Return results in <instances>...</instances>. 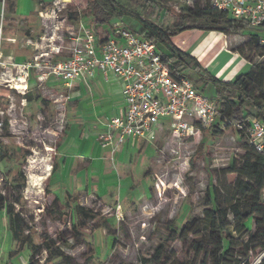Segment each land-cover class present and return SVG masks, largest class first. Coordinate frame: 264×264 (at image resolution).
<instances>
[{"label": "rangeland", "instance_id": "rangeland-1", "mask_svg": "<svg viewBox=\"0 0 264 264\" xmlns=\"http://www.w3.org/2000/svg\"><path fill=\"white\" fill-rule=\"evenodd\" d=\"M12 1L16 2L17 7L10 10ZM38 1L0 0L4 62L13 60L22 63L17 59L32 60L38 53L26 45L29 38L39 41L45 33ZM115 1L125 6L132 3L131 0ZM154 1L156 5H151L150 15L159 23L164 18L166 26H171L172 21L161 6L179 13L187 9L202 10L206 5L204 0H197L193 4L187 0ZM19 4L25 7L21 12H18ZM56 4H66L69 12H79L81 22H87V0H52V7L48 10ZM76 23L75 20L65 23L58 35L66 40V26L76 27ZM95 25L92 23L93 27ZM123 27H126L125 22L120 19H115L111 24L112 31ZM104 30V26L96 25L95 31L101 40L106 34ZM234 40L235 45L244 46L245 56L257 66L253 88L258 94H264V82L262 85L258 82V76L264 73V42L257 46L256 41L249 36ZM56 43L61 44L59 40ZM63 45L66 46L65 43ZM62 52L58 58L60 60L67 57L64 49ZM65 94L64 85L55 83L40 86L36 77L30 80L25 94L0 86V120L9 123L8 132L4 129L0 132V148H6L14 154L8 162H0V192L4 191L6 196L12 198L10 187L20 182L15 180L18 173L22 172L26 176L23 200L16 207L29 226L24 238L29 236L34 245L39 247L44 242V236L60 240L56 248L71 257L72 264H141L140 258L149 259V264H203L204 261L210 264L203 252L197 253L190 246L192 242H205L201 237L205 233L204 225L195 230L188 243H184L181 233L186 223L205 218L211 209L209 197L213 191L222 209L229 211L227 202L236 201L233 185L238 176L235 171L243 165L247 137L233 127L222 126L219 134L199 152V143L203 138L209 139L211 132H204L197 143L194 140L178 141L172 137L170 130L163 128L153 144L126 150L121 147L103 154L104 159L91 168L90 176L87 177L89 189L84 190L82 186L77 188L73 206L63 209L62 212L68 214V218H59L57 215L49 217L46 209L51 205L54 195L61 197L62 206L65 201L63 189L57 188L51 176L52 166L59 158L58 146L69 124V104L62 101ZM204 95L213 97L207 90ZM25 155L26 162L22 164ZM263 199V193L260 198H251L259 203ZM76 205L93 213L89 215L87 227L80 229L83 234L80 244L75 242L71 231V224L77 218L73 210ZM7 221L3 219L4 225L2 228L0 226V260L3 258L6 264H33L30 261L33 249H26L10 240ZM227 224L230 226V236L237 239L232 227V215L228 216ZM246 227L251 232L256 231V219L247 221ZM172 232H175L177 240L166 243ZM244 242L237 239V244ZM165 243V250L157 254L155 249ZM246 249L243 245L237 246L235 258H239L237 255L243 256ZM46 257L47 253L42 251L34 264H62L60 259L45 262ZM248 257L250 264H259L264 252H249ZM0 264L5 263L2 261Z\"/></svg>", "mask_w": 264, "mask_h": 264}, {"label": "trees", "instance_id": "trees-1", "mask_svg": "<svg viewBox=\"0 0 264 264\" xmlns=\"http://www.w3.org/2000/svg\"><path fill=\"white\" fill-rule=\"evenodd\" d=\"M196 1L193 0L192 4ZM204 1L206 5L202 10L198 8L195 11L187 9L179 13L161 6L165 10V14H169V19L172 21L171 26H166L163 23L164 18L159 23L151 17V5H156L154 0H131L132 3L127 6L119 4L115 0H87L86 5L88 16L91 19H99L101 25L110 27L115 19H120L125 22L126 29L153 42L162 55L163 61L171 66L173 72L179 77L193 81L196 89L201 93L204 94L209 85L214 87L215 94L211 98L219 102V109L209 139L203 138L199 143V152L204 150L209 140L219 134L222 126L235 128L236 125L243 124L247 120L255 119L264 122V94H258L253 88L256 65H253L249 73L239 77L234 82H223L204 71L193 58L185 55L172 44L171 40L174 36L193 29L216 31L226 35L249 36L251 40L256 41L257 46L264 42V25L259 28H251L247 23L236 21L229 14L212 8L210 0ZM38 3L41 5V11L52 7V0H39ZM14 6L15 3L10 2V10H13ZM70 13L71 20H79V12L71 11ZM100 44L98 42V45ZM262 54L264 56V46ZM258 77V82L262 85L264 73H260ZM8 129L9 123L5 121V132H8ZM237 132L243 134L242 131ZM244 150L246 154L243 158V165L235 171L238 176L233 185L236 201L227 202L229 211L218 206V200L213 191L209 197L211 209L207 212L205 218L186 223L181 233L184 243H188L189 237L195 230H199L201 225H204L205 233L201 237L205 239V242H192L190 246L197 253L203 252L206 258H209L210 264H250L249 252H264V199L261 203L251 200L253 197L260 198L262 193L264 194V156L258 154L249 143ZM13 155L8 149L3 148L2 150L0 148V162H8ZM25 162L26 155L22 159V164ZM56 167L57 163L54 162L51 176L54 174ZM231 172H234V170H231ZM15 180L20 182L15 187H10L13 191L12 198L0 194V212L5 211L13 242L19 243L26 249H33L30 256V261L33 264L35 258L42 251L47 253L45 262L51 263L55 259H60L62 264H72V258L56 248L60 240H52L44 236V242L39 247L34 245L33 239L29 236L24 238L29 226L25 224L21 214L16 211V205L23 200L26 176L19 172ZM5 188L8 189L7 184H5ZM46 190L51 194L48 188ZM73 202L74 194H66L63 206L62 199L54 196L51 205L46 209V214L49 217L57 215L59 218L66 219L68 214L62 211L64 208L71 209ZM73 210L77 218L71 224V231L75 242L80 244L83 242V234L80 229L87 227L89 215L91 216L93 213L80 205L74 206ZM229 215L233 216L232 227L237 239L245 240L244 244H237V239L230 236V226L227 224ZM250 219H256L258 225L254 232L246 227V223ZM176 240V234L172 232L166 243ZM166 243L160 244L155 252L157 254L162 253L166 248ZM240 245L245 246L247 249L243 256L237 255L239 257L237 259L235 258V248ZM140 263L149 264L150 260L140 258ZM180 264L188 263L181 262ZM203 264H207L206 261ZM259 264H264V258Z\"/></svg>", "mask_w": 264, "mask_h": 264}, {"label": "built area", "instance_id": "built-area-1", "mask_svg": "<svg viewBox=\"0 0 264 264\" xmlns=\"http://www.w3.org/2000/svg\"><path fill=\"white\" fill-rule=\"evenodd\" d=\"M192 1L187 0L189 4ZM210 3L212 8L251 28L264 25V0H210ZM40 17L44 36L39 41H26L28 47L38 52L32 60L4 62L0 41V86L25 94L34 77L40 86L54 81L67 87L95 79L98 74L117 78L123 86L124 105L106 124V132L100 137L102 146L113 150L129 142L153 144L163 128L170 130L178 141L197 143L204 132H211L219 102L197 90L193 81L177 76L153 42L124 27L115 28L112 35L98 40L95 29L81 21L76 27L66 26L67 39L63 40L58 32L65 23L72 22L66 4L41 11ZM63 49L67 57L58 60ZM3 129L4 122L0 120V132ZM235 130L242 131L249 145L264 156V122L247 120L236 125ZM0 194L6 196L4 191Z\"/></svg>", "mask_w": 264, "mask_h": 264}, {"label": "crops", "instance_id": "crops-1", "mask_svg": "<svg viewBox=\"0 0 264 264\" xmlns=\"http://www.w3.org/2000/svg\"><path fill=\"white\" fill-rule=\"evenodd\" d=\"M12 2L15 3L14 9H16V2ZM24 9V4L18 5V12ZM81 20L80 15L76 22L79 23ZM92 23L97 25L100 24V21L88 16L85 25L90 29H95L96 25L93 27ZM104 27L106 34L103 38L112 35L111 26ZM98 35L99 33L97 34L98 40H101ZM238 37L240 35H226L216 31L193 29L179 33L171 41L177 49L193 58L211 76L223 82H234L249 73L254 65L245 56L244 46L235 45L234 41L236 40L234 39ZM17 61L27 62L30 60L17 59ZM55 83L58 82L51 81L48 85ZM64 87L66 94L62 101L69 104V124L66 127L65 136L58 146L59 158L55 161L57 167L52 176L57 188L63 189L65 198L66 194H74L80 186L84 190H88L86 181L90 176L91 168L101 163L100 161L104 159L103 154H108L113 150L111 147L104 148L100 137L106 132V124L116 117L123 108L124 99L122 83L113 76L105 77L98 74L95 79L74 82L69 87L65 85ZM207 91L215 94L212 85L208 86ZM144 144L150 145L144 141L129 142L123 146V150L137 148ZM54 196L60 197L58 194ZM3 219L8 220L5 211L0 212L1 228L4 225ZM7 229V235L13 241L9 226ZM2 261L6 264L3 258L0 263Z\"/></svg>", "mask_w": 264, "mask_h": 264}]
</instances>
